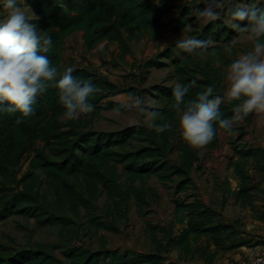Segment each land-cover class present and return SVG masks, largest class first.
I'll list each match as a JSON object with an SVG mask.
<instances>
[{
	"label": "trees",
	"instance_id": "obj_1",
	"mask_svg": "<svg viewBox=\"0 0 264 264\" xmlns=\"http://www.w3.org/2000/svg\"><path fill=\"white\" fill-rule=\"evenodd\" d=\"M187 1L197 3L200 0ZM28 3L38 16L35 24L41 30V35L52 38V46L42 54L49 57L60 74H63L61 65L65 42L78 32L82 33L89 51L103 42L118 43L122 51H127L130 41L145 37L150 30L160 31L167 26L164 19L166 11L157 0H28ZM205 6L202 0L182 14L187 16ZM237 32L226 25L220 31H211L212 39L220 43L207 50L210 57L214 56V51L220 62V67H210L211 76L200 78L190 66L191 57L187 61H177L170 49L161 52L159 59L151 60L152 65L162 68L166 63L161 58L171 59L175 64L177 84H192L185 99H195L198 93L206 90L204 86H214L216 83L219 87L222 84L226 69L233 61L222 50ZM223 33H226V37L220 41ZM73 69L74 76L91 80L97 85V92L90 102L95 105L94 111L103 110V101L118 92V85L86 68ZM174 87L160 86L156 89L163 96L164 105L152 109V130L132 125L114 132L96 131L88 127L87 121H64L62 117L65 116V110L58 103L57 90L54 88L38 99L34 106L35 115L25 118L23 122L16 123L19 113L0 117V221L14 214H23L36 218L41 225L68 224L73 222V218L81 216V209L94 206L102 190L108 191L117 210L130 199H134L142 209L148 205V181L152 177L162 182L184 177V180L179 181L180 190H183L182 186L191 180L190 174L197 165L198 157L185 144L180 162L173 164L169 158L174 149L173 127L179 121L170 107L174 102ZM235 104L221 105L225 118L233 115ZM162 116L171 122L172 128L165 133H157L155 125L162 122ZM216 128L215 138L204 148L213 149L217 146L220 128L218 125ZM133 140L143 145L135 147ZM238 154V159L232 164L238 181V188L233 195L237 202L241 201L244 205L253 194L247 165L252 162L264 168V149L249 147L239 150ZM27 162L29 171L19 180V171ZM120 166H123L125 173L124 181H121ZM37 171L45 175L48 188L58 205L73 218L58 216L47 204L39 201L37 194L33 193L41 182ZM21 182L25 185L19 189ZM176 204L175 220L181 226L175 240L177 247L186 253H193L203 238L209 244H218L227 238L230 226L215 221L216 216L210 205L199 199L178 201ZM89 221L97 228L116 229L100 217H92ZM72 258V264H166L160 248L149 253H132L118 248L100 251L79 249ZM0 264L64 263L46 250L23 249L10 257L0 256Z\"/></svg>",
	"mask_w": 264,
	"mask_h": 264
},
{
	"label": "rangeland",
	"instance_id": "obj_2",
	"mask_svg": "<svg viewBox=\"0 0 264 264\" xmlns=\"http://www.w3.org/2000/svg\"><path fill=\"white\" fill-rule=\"evenodd\" d=\"M166 11L162 30H150L145 37L130 41L129 49L122 51L118 43L103 42L93 50H87L78 32L69 37L64 46L61 70L68 67H83L106 76L118 85L116 94L103 101L105 108L81 115L78 119L87 121L88 127L96 131L114 132L132 125L154 128L153 108L164 105L163 96L156 90L160 86H175V64L171 59L161 58L164 67L152 65L151 60L159 59L161 52L170 49L178 61H187L200 78L211 76L210 67H220L218 55L210 57L209 51L197 50L187 53L176 46L180 38H195L214 41L211 31H220L224 25L232 27L230 9L250 3L264 6V0H223L216 6L215 19L198 15V11L187 16L182 13L194 8L202 0L173 1L157 0ZM20 6L29 17L35 16L31 22L35 24L38 16L32 10L28 0H19ZM6 12L0 6V17ZM235 30V29H234ZM237 31V30H236ZM221 40L226 33L221 34ZM234 42V43H233ZM253 42L246 32L234 34L231 42L224 46L222 53L231 60L251 50ZM210 65V66H209ZM227 70V69H226ZM208 86H204L207 89ZM216 95L225 97L224 105H232L234 101L227 99L230 87L226 76L222 84L214 86ZM140 98V107H125ZM114 105V106H111ZM64 121L70 119L62 117ZM174 149L169 155L173 164L181 161L182 147L188 144L198 157L197 165L190 174L188 183L180 190L179 181L185 178L176 177L172 182H162L156 177L148 181V205L140 209L134 199L115 208L107 190L101 194L91 208L81 209V216L73 218L58 205L48 188V182L41 171L39 186L33 191L40 202L47 204L58 216H70L73 222L41 225L36 218L14 214L0 221V256L10 257L23 249H43L55 254L64 264H72L74 253L79 249L100 251L118 248L121 251L149 253L157 248L162 250L166 264H247L264 252V168L247 165L253 187L252 197L243 205L236 201L234 192L238 181L233 162L238 159V151L249 147L264 149V112H253L245 119L236 121L231 131L219 129V141L215 148L191 146L182 135L179 121L174 124ZM135 147L143 145L133 140ZM140 144V145H139ZM130 149L131 147L128 146ZM264 166V163L263 165ZM29 171L28 162L19 171V180ZM121 181L125 180L123 166H120ZM29 183V180L26 181ZM21 182L19 189L24 187ZM202 200L211 206L217 223L227 224L231 231L223 242L209 244L203 238L193 253L175 245L181 226L176 223L175 213L178 201ZM92 217H100L104 222L116 227L114 230L97 228L90 223ZM262 245V246H261Z\"/></svg>",
	"mask_w": 264,
	"mask_h": 264
},
{
	"label": "clouds",
	"instance_id": "obj_3",
	"mask_svg": "<svg viewBox=\"0 0 264 264\" xmlns=\"http://www.w3.org/2000/svg\"><path fill=\"white\" fill-rule=\"evenodd\" d=\"M205 8L198 15L215 19L216 6L223 0H203ZM6 14L0 17V117L19 113L16 123L35 115V105L50 88L57 90L58 103L70 120L78 119L94 111L90 98L97 92L91 80L74 76L68 67L60 74L46 53L52 46L51 36L43 37L41 30L20 6L19 0H0ZM232 27L246 32L253 42L251 50L240 55L227 67L226 79L230 83L226 96L236 102L233 115L225 118L221 105L225 97L214 94L208 86L197 98L186 100L192 84L178 83L173 88L174 102L171 109L179 117L182 135L193 147L210 143L217 134L216 125L231 131L236 121L245 119L253 112H264V6L245 3L230 9ZM234 43V42H233ZM176 46L191 54L213 48L214 41L180 38ZM213 55L215 52L213 51ZM140 98L125 107H140ZM155 125L157 133H165L172 124L165 117Z\"/></svg>",
	"mask_w": 264,
	"mask_h": 264
},
{
	"label": "built area",
	"instance_id": "obj_4",
	"mask_svg": "<svg viewBox=\"0 0 264 264\" xmlns=\"http://www.w3.org/2000/svg\"><path fill=\"white\" fill-rule=\"evenodd\" d=\"M244 262V261H242ZM242 262L238 263L241 264ZM247 264H264V252L256 256L251 262Z\"/></svg>",
	"mask_w": 264,
	"mask_h": 264
},
{
	"label": "crops",
	"instance_id": "obj_5",
	"mask_svg": "<svg viewBox=\"0 0 264 264\" xmlns=\"http://www.w3.org/2000/svg\"><path fill=\"white\" fill-rule=\"evenodd\" d=\"M165 19V18H164ZM167 24V23H166ZM102 44V43H101ZM262 246V245H261Z\"/></svg>",
	"mask_w": 264,
	"mask_h": 264
}]
</instances>
